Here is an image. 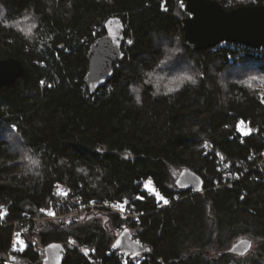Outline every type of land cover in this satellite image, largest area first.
<instances>
[{
  "label": "trees",
  "instance_id": "trees-1",
  "mask_svg": "<svg viewBox=\"0 0 264 264\" xmlns=\"http://www.w3.org/2000/svg\"><path fill=\"white\" fill-rule=\"evenodd\" d=\"M110 17L124 24V58L90 94L87 53ZM186 17L183 0H0V60L24 66L0 88V264H43L52 244L65 250L61 264H123L113 244L124 228L148 246L125 264H264V49L192 51ZM24 18L30 34L16 27ZM219 158L235 179L223 182ZM183 172L200 178V192L179 186ZM148 181L168 205L143 189ZM57 183L70 190L64 205ZM76 200L124 203L139 219L98 208L71 225L37 220ZM15 229L28 247L10 256ZM242 239L250 251L231 253Z\"/></svg>",
  "mask_w": 264,
  "mask_h": 264
},
{
  "label": "water",
  "instance_id": "water-1",
  "mask_svg": "<svg viewBox=\"0 0 264 264\" xmlns=\"http://www.w3.org/2000/svg\"><path fill=\"white\" fill-rule=\"evenodd\" d=\"M188 17L181 22L183 45L192 51L213 48L221 43L238 44L251 49H264V4L240 5L224 8L216 0H183ZM105 35L96 39L87 53L88 71L84 84L90 94L96 93L113 76V66L120 63L124 54V24L118 17H110L104 24ZM24 72V66L16 58L0 60V88L11 85ZM179 186L201 190V180L190 172L179 176ZM70 220L67 225L76 223ZM126 258L134 259L148 251V246L133 239L130 231L124 229L113 244ZM252 241L242 239L230 249L231 253L244 255L250 251ZM43 264H61L65 250L62 245L47 246ZM14 259H10V262ZM20 264V263H19Z\"/></svg>",
  "mask_w": 264,
  "mask_h": 264
},
{
  "label": "built area",
  "instance_id": "built-area-1",
  "mask_svg": "<svg viewBox=\"0 0 264 264\" xmlns=\"http://www.w3.org/2000/svg\"><path fill=\"white\" fill-rule=\"evenodd\" d=\"M240 3V2H238ZM238 3H229L230 5L236 7ZM243 5H248V4H254L256 3L255 0H246L241 2ZM239 6V5H238ZM244 128H247L250 130V128L246 125H244ZM207 146V145H206ZM219 164L220 168L222 170H225L227 172V177L224 179V183H226V180L230 179L233 180L235 179V173L231 171L229 168V164H227L223 159L219 158ZM53 195L54 197L58 200L60 205H64L69 201V195H70V190L67 186L57 183L54 185L53 188ZM3 206H0V210ZM68 208V211L65 214H58L59 219H68V218H75L82 212L86 211H95L98 208H103L110 210L112 212H115L122 216L123 218H131L133 221H136L139 219V214L136 213L134 210H130L128 206L124 203H119V202H105V203H96V202H90V203H84L81 200H76V202L72 205H66ZM49 211L44 212V214H48ZM4 216L6 215L5 213H2ZM48 217V216H47ZM41 218V217H40ZM123 230V229H122ZM122 230L119 232L121 233ZM15 233L11 237V243H10V250H9V255L12 256L13 254H21L26 251L28 244L26 243L24 237L22 236L21 232L19 231H14ZM114 248V246H113ZM114 250H116L114 248ZM88 253V251H86ZM121 253V252H120ZM123 264L126 263V258L123 255ZM8 264V263H6Z\"/></svg>",
  "mask_w": 264,
  "mask_h": 264
},
{
  "label": "rangeland",
  "instance_id": "rangeland-1",
  "mask_svg": "<svg viewBox=\"0 0 264 264\" xmlns=\"http://www.w3.org/2000/svg\"><path fill=\"white\" fill-rule=\"evenodd\" d=\"M232 3H238V1L237 2H232ZM29 18V17H28ZM27 18V19H28ZM26 18H24L23 19V22L21 21L20 23L18 22L17 23V25H16V27L18 28V30H21L23 33H31L32 32V30H33V22L32 21H34V20H30V19H28L27 20ZM27 20V21H26ZM15 26V25H14ZM165 66H167V64H165ZM180 67H183V64H181L180 66H179V69H180ZM236 71V70H235ZM245 71V70H244ZM246 71H252V73H250V75L248 76L249 78H250V80L255 84V86H258V88H263L262 87V84H263V80H262V77H260L259 75H254V74H257V73H255L254 71H255V69L254 68H249L248 70H246ZM172 71H168V73L170 74ZM239 73H240V71H239ZM259 73V72H258ZM238 75H240V74H238V71H237V73L236 72H233L232 74H229V75H227L225 78L227 79V80H229V81H231V80H236L238 77H236V76H238ZM233 78H235V79H233ZM247 78V77H246ZM171 79H168L167 80V82H169ZM162 81H164V78L163 79H160V78H158V81L156 82V84L157 85H160L159 87H161V83H162ZM258 84V85H257ZM158 87V89H160ZM246 131H249L247 128H244V125L242 126V133H247ZM128 156V155H127ZM143 189L145 190V191H147L150 195H154V196H156V198H157V200L162 204V205H168V201H167V203H165V199H163L157 192H156V190L154 189V187H153V185L151 184V182L150 181H148L147 183H145L144 184V186H143ZM3 208V210L1 209L0 210V219L2 220L3 218H4V215L2 214V213H5V211H6V208L3 206L2 207ZM49 212H51V213H53V215H48V214H43V217H41V218H38L37 220H39V221H41V222H46L47 223V221H62L61 219H59L58 218V216H56V215H58L54 210H48ZM48 212V213H49ZM81 214H83V212L81 213ZM85 214V213H84ZM80 215V214H79ZM78 215V216H79ZM48 216V217H47ZM77 216V217H78ZM82 216H80V218H81ZM86 217H87V215H85L84 217H82L83 218V220H85L86 219ZM69 220L68 221H70V220H77L78 221V219H79V217L78 218H68ZM127 229V228H126ZM14 231H18V230H14ZM19 232H21V234H22V236H23V232L22 231H19ZM15 232H13L12 233V235L14 234ZM119 234V233H118ZM24 237V236H23ZM25 239V238H24ZM26 241V240H25ZM27 243V242H26ZM10 250V249H9ZM8 255H9V253H8ZM6 263H8V264H11L10 263V261H9V259H8V261L6 262Z\"/></svg>",
  "mask_w": 264,
  "mask_h": 264
},
{
  "label": "clouds",
  "instance_id": "clouds-1",
  "mask_svg": "<svg viewBox=\"0 0 264 264\" xmlns=\"http://www.w3.org/2000/svg\"><path fill=\"white\" fill-rule=\"evenodd\" d=\"M192 82H193V83H196V80L193 79ZM132 91H133V92H138L139 90L136 89V88H133ZM136 102H137L138 104L140 103V97H139V95L136 96Z\"/></svg>",
  "mask_w": 264,
  "mask_h": 264
},
{
  "label": "snow or ice",
  "instance_id": "snow-or-ice-1",
  "mask_svg": "<svg viewBox=\"0 0 264 264\" xmlns=\"http://www.w3.org/2000/svg\"><path fill=\"white\" fill-rule=\"evenodd\" d=\"M61 47H63V46H61ZM165 203H167V200H165ZM48 215L51 216V215H53V213L49 212Z\"/></svg>",
  "mask_w": 264,
  "mask_h": 264
}]
</instances>
